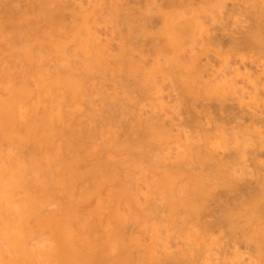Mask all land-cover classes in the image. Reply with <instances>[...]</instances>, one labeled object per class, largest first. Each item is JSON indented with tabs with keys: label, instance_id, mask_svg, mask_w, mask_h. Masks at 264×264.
<instances>
[{
	"label": "rangeland",
	"instance_id": "obj_1",
	"mask_svg": "<svg viewBox=\"0 0 264 264\" xmlns=\"http://www.w3.org/2000/svg\"><path fill=\"white\" fill-rule=\"evenodd\" d=\"M23 16L32 23H21ZM0 21H5L0 23V29L5 26L0 32L1 101L9 93H13L10 96L13 99L20 97L14 103L6 98L5 105L0 104L1 110L5 111L0 118V131L3 124L5 128L4 131L2 127L4 132L0 133V165L3 169L6 163L12 164L13 159L21 162L17 165L24 164L30 170L33 165L27 162H36L39 172H35L39 175L34 172L32 177L28 170L24 178L29 196L34 198L32 202L39 210L41 207L45 209L36 212L32 207L37 215L43 213L45 216L58 205L57 214L51 212L50 215L53 213L55 218L58 216V220H63L67 218L65 215L69 217L71 214L70 217L81 221H75L79 226L70 223L72 227L76 225L73 229L87 222L89 228L92 226L91 229L98 230L99 234L95 233L98 238L92 235L95 231L92 233L91 229L88 236L91 234L92 240L98 239L95 241L100 248L96 252L101 250L95 255L102 251L98 254L101 258L94 256L93 259L102 261L101 264H108L110 258L113 262L109 264L114 260L120 263L122 252L117 253L123 250H126L124 255L129 253V257L121 258L122 261L126 259L131 264H169L173 258L177 259L176 264H263L264 250L262 244L260 248L259 240H264V216L261 214L264 212V0H0ZM19 92L25 94L24 97ZM7 112L15 113L8 115ZM43 114L53 116L49 117L50 123L47 116L46 119L42 117ZM18 115H22L19 121ZM9 116H13L11 126L16 127L12 132L8 129L10 125H5L10 123ZM37 120L40 127L39 123L38 127H33L32 123ZM9 133L26 137L25 140L30 136L33 140L22 145V141L18 142L20 138L12 137L10 140L14 142L10 143L7 141ZM113 134L114 138L111 137ZM65 136L74 140L73 145L77 142V150L72 151V147L69 150L65 143L69 144L71 139ZM58 145L63 148L56 149ZM31 150H35L36 156ZM29 154L33 156L32 160ZM59 157L64 164L60 163ZM98 157L102 159L98 160ZM66 159L73 163L72 169L68 168L73 174L67 178L64 173L68 170H62ZM102 162L106 170H103ZM60 164L64 167L59 170ZM52 165L58 168L53 170ZM45 166L50 169V175ZM73 166L76 172L83 173L82 181L79 177L77 183L73 180V177L77 179ZM20 168L22 173L15 171L17 169L13 173L23 174L25 168ZM153 169L156 171L152 172ZM92 173L96 174L97 181L102 177L101 185L98 182L96 187L97 181L92 182ZM19 174L18 179H21ZM112 176H115V183L111 182ZM35 177L38 178L36 182L45 181V185L41 184L46 187L40 188V182H33ZM52 177L59 181L57 186L60 187L56 188L61 189L63 185L64 189L68 185V192L73 191L72 198L66 197L68 193L62 189L61 195L60 191L57 193L59 196L54 192L51 197L48 192L46 194V190H55L50 183ZM71 182L77 184L74 189ZM34 193L36 196L32 195ZM41 193L46 196L38 197ZM88 193L90 197L82 200V196ZM48 196V201H54V204L50 202L49 205L43 200ZM242 199L248 200L247 203ZM250 200L254 204L253 213ZM239 201L243 202L242 206L238 205ZM30 204L32 206L29 200L26 208L31 207ZM97 204L100 212L95 213ZM228 208L234 212L232 220L241 219L237 222L231 220L233 224L237 223L234 233L233 227L230 233L229 225H221L226 222L219 213H225ZM242 209H249L250 213ZM92 214L101 215L93 218ZM43 216L49 219L47 215ZM51 222L56 223V219ZM53 223L47 222L46 229ZM59 224L58 221L57 226ZM101 226L110 228L111 232L105 233V227ZM248 228L251 230L247 231ZM102 229L104 236L101 235ZM107 234L110 235L108 242L104 241ZM100 240L107 242L106 248L114 244V253L110 246V249L101 248ZM256 249L259 255L254 251ZM104 252L113 255L105 256ZM94 260L92 264H100Z\"/></svg>",
	"mask_w": 264,
	"mask_h": 264
},
{
	"label": "bare ground",
	"instance_id": "obj_2",
	"mask_svg": "<svg viewBox=\"0 0 264 264\" xmlns=\"http://www.w3.org/2000/svg\"><path fill=\"white\" fill-rule=\"evenodd\" d=\"M5 1V0H4ZM32 1V0H31ZM39 10V9H38ZM56 10V9H55ZM12 11V10H11ZM26 13V12H25ZM11 14V13H10ZM9 14V15H10ZM36 14H37V12H36ZM250 14H253V13H250ZM256 14V13H255ZM35 15V14H34ZM25 16V15H24ZM23 16V17H24ZM28 16V15H27ZM35 17V16H34ZM50 17V16H49ZM255 17H257V16H255L254 15V18ZM25 18V19H24ZM24 18H22L23 20L22 21H20L21 20V17H20V22L21 23H28V22H31V21H28V20H30V19H26V17H24ZM41 18V17H40ZM258 18V17H257ZM34 19V21H35V18H33ZM39 19V18H38ZM52 18H49V20H51ZM27 20V21H26ZM118 20V19H117ZM120 20V19H119ZM24 21V22H23ZM51 21H54V20H51ZM5 23V21H0V23ZM19 22V23H20ZM32 23V22H31ZM38 23V22H37ZM256 23V22H255ZM7 24V23H6ZM26 25H28V24H26ZM9 26V25H8ZM7 26V27H8ZM12 26V28H13V26L14 25H11ZM53 26H54V24H53ZM18 27V26H17ZM25 27V26H24ZM262 27H264V26H262ZM37 28V27H36ZM251 28V27H250ZM2 29H5V26H3V28ZM2 29H0V32L2 31ZM28 31H30V29L28 30ZM36 31V30H35ZM3 32H5V31H3ZM9 32H10V30H9ZM32 32V31H31ZM39 32V31H38ZM248 32V31H247ZM13 33V32H12ZM246 34V33H245ZM248 34V33H247ZM243 35V34H242ZM241 35V36H242ZM38 36V35H37ZM35 37V36H34ZM41 37V36H40ZM43 37V36H42ZM47 37V36H46ZM4 39V38H3ZM30 39V38H29ZM42 40V39H41ZM242 40V39H241ZM252 40H254V39H252ZM11 41V40H10ZM13 41V40H12ZM11 41V42H12ZM19 41V40H18ZM24 41H26V40H24ZM28 41V40H27ZM44 41V40H43ZM43 41H41V42H43ZM2 42H3V40H2ZM16 42V41H15ZM4 43H5V41H4ZM255 43V42H254ZM257 43V42H256ZM261 43V42H260ZM12 44V43H11ZM20 44V43H19ZM35 44V43H34ZM235 44V43H234ZM237 44V43H236ZM239 44V43H238ZM242 44V43H241ZM13 45V44H12ZM27 45V44H26ZM13 46H15V45H13ZM33 46V45H32ZM245 46H246V44H245ZM251 46V45H250ZM253 46V45H252ZM257 46V45H256ZM18 47H19V45H18ZM26 47V46H25ZM34 47H36V45L34 46ZM243 47V46H242ZM264 47V46H263ZM12 48V47H11ZM28 48V47H27ZM32 48V47H31ZM246 48V47H245ZM261 48V47H260ZM22 49V48H21ZM25 50V49H24ZM34 50H35V48H34ZM2 51V50H1ZM22 51V50H21ZM6 52V51H5ZM26 52V51H25ZM27 54L29 53L28 51L26 52ZM26 54V55H27ZM2 56V55H1ZM7 57H8V55H7ZM42 57V56H41ZM2 60V59H1ZM26 62V61H25ZM8 64V63H7ZM27 64V63H26ZM19 65V64H18ZM2 67V66H1ZM37 68H38V66H37ZM11 70V69H10ZM62 70V69H61ZM15 71V70H14ZM22 71V70H21ZM11 72H12V70H11ZM6 74H7V72H6ZM61 74V73H60ZM64 74V73H63ZM9 75V74H8ZM15 75V74H14ZM51 75H53V73L51 74ZM56 75V74H55ZM26 76V75H25ZM37 76H38V74H37ZM54 77V76H53ZM23 78H24V76H23ZM42 78V77H41ZM43 79V78H42ZM51 80V79H50ZM53 80V79H52ZM56 80V79H55ZM67 80H69L68 78H67ZM129 80V79H128ZM21 81V80H20ZM23 81V80H22ZM34 81V80H33ZM43 81V80H42ZM26 82V81H25ZM57 82H59V80L57 81ZM35 83V82H34ZM39 82H37V84H38ZM18 84H20V83H18ZM36 84V85H37ZM54 84V83H53ZM29 85V84H28ZM44 85H45V83H44ZM48 85H49V83H48ZM62 85V84H61ZM135 85V84H134ZM25 86H27V85H25ZM57 86H58V84H57ZM60 86V85H59ZM138 86V85H137ZM12 87V86H11ZM17 87V86H16ZM55 87V86H54ZM45 87H43V89H44ZM17 89H19V87L17 88ZM23 89V88H22ZM65 89V88H64ZM21 90V89H20ZM1 93H2V91H1ZM65 93V92H64ZM3 94V93H2ZM10 94V93H9ZM8 94V96L7 97H5L2 101H1V97H0V104L1 103H6L7 101H10L9 99H12L13 100V102L12 103H14V100H16L17 98L18 99H20V97H17L16 99L14 98H11L10 96L13 94H11V95H9ZM19 94H21L20 96H22V94L23 93H21V92H19ZM49 94V93H48ZM135 94H136V92H135ZM5 95V94H4ZM15 95H17V93H15ZM24 95L25 94H23V96L22 97H24ZM64 95V94H63ZM27 96H29V95H27ZM45 96V95H44ZM10 97V98H9ZM8 100H7V99ZM22 99V98H21ZM48 99V98H47ZM7 100V101H6ZM53 100V99H52ZM55 100V99H54ZM23 101V100H22ZM61 101V100H60ZM127 101V100H126ZM56 102V101H55ZM119 102V101H118ZM2 104V105H5V104ZM11 103V104H12ZM39 103V102H38ZM47 103V102H46ZM126 103V102H125ZM130 103V102H129ZM22 104V103H21ZM52 104V103H51ZM1 105V106H2ZM45 105H47V104H45ZM56 105V104H55ZM114 105V104H113ZM123 105V104H122ZM126 105H128V104H126ZM21 106V105H20ZM40 106V105H39ZM44 106V105H43ZM2 107H4V106H2ZM49 107V106H48ZM48 107H46V108H48ZM71 107V106H70ZM69 107V108H70ZM108 108V107H107ZM2 108H0V113H1V116H0V118L2 117V114L5 112L4 110L2 111L1 110ZM4 109V108H3ZM13 109V108H12ZM45 109V108H44ZM109 109V108H108ZM119 109V108H118ZM13 110H15V109H13ZM38 111V110H37ZM40 111V110H39ZM45 111V110H44ZM74 111V110H73ZM121 111V110H120ZM124 111V110H123ZM122 111V112H123ZM130 111V110H129ZM132 111V110H131ZM11 112H12V110H11ZM11 112H7V114L9 115V113H10V115L12 114L13 115V113H15V112H13V113H11ZM70 112V111H69ZM22 113V112H21ZM39 113V112H38ZM48 113V112H47ZM61 113V112H60ZM120 112L118 111L117 112V114H119ZM126 114H127V111L125 112ZM129 113V112H128ZM131 113V112H130ZM5 114V113H4ZM4 114H3V116H4ZM74 114V113H73ZM124 114V113H123ZM122 114V115H123ZM126 114H124V115H126ZM56 115V114H55ZM69 115V114H68ZM7 115H5V117H6ZM19 116V117H18ZM17 116V118H18V121H19V119L21 118V116L20 115H18ZM48 117V114L47 115H45L44 116V114L42 115V117L43 118H45V117ZM120 116H121V113H120ZM130 116V115H129ZM133 116V115H132ZM13 116H11V118H12ZM16 117V116H15ZM25 117V116H24ZM29 117V116H28ZM41 117V116H40ZM41 117V118H42ZM49 117L50 118H52L50 115H49ZM49 117L46 119V120H48L49 119ZM68 117H71L70 115L68 116ZM67 117V118H68ZM118 117V116H117ZM123 116H121V118H122ZM4 118V117H3ZM6 118H8V117H6ZM11 118H10V116H9V120H10V123L9 124H6L5 123V125L7 126V125H10L11 126V124H13L12 123V121H11ZM26 118V117H25ZM25 118H23V119H25ZM74 118V117H73ZM5 119V118H4ZM124 119H125V117H124ZM126 119H127V117H126ZM128 119H129V117H128ZM6 120V119H5ZM29 120V119H28ZM64 120V119H63ZM66 120V119H65ZM4 121V120H3ZM16 121H17V119H16ZM25 121H26V119H25ZM51 121H52V119H51ZM127 120H125V122H126ZM129 121V120H128ZM21 122V121H20ZM64 122V121H63ZM81 122V121H80ZM137 122V121H136ZM2 124H3V122H1ZM22 123V122H21ZM39 123V124H38ZM49 123H50V119H49ZM52 123V122H51ZM79 123V122H78ZM121 123H123V121L121 122ZM33 124V127H35L34 125H36L37 127H38V125H39V127H40V122L37 120V121H35V124L34 123H32ZM38 124V125H37ZM73 124V123H72ZM82 124V123H81ZM23 125V124H22ZM55 125V124H54ZM78 125V124H77ZM130 125V124H129ZM135 125V124H134ZM139 125V124H138ZM10 126H9V128L8 127H6V129L8 128V129H11V132H12V130L13 129H16V127L14 128L13 127V125L11 126V128H10ZM66 126V125H65ZM82 125H80V127H81ZM91 126V125H90ZM128 126V125H127ZM133 126V125H132ZM2 127H3V130L5 129L4 128V124H3V126H1V131H0V133L2 132H4L3 130H2ZM13 127V128H12ZM87 127V126H86ZM74 128V127H73ZM76 128H78V127H76ZM123 128H125V126L123 125ZM129 129H131V128H129ZM25 130L26 131H28V128H27V126H25ZM46 130V133H48L47 132V129H45ZM132 130V129H131ZM16 131V130H15ZM25 131V132H26ZM29 131H31V130H29ZM21 132V131H20ZM24 132V131H23ZM86 132H87V130H86ZM113 132V131H112ZM8 133V132H7ZM40 133L43 135L44 133H43V131H40ZM88 133V132H87ZM111 133V132H110ZM114 133V132H113ZM123 133V132H122ZM142 133V132H141ZM140 133V134H141ZM6 134V133H5ZM9 134H11L10 136H8L9 138V140L7 139V137L5 138V139H7V141H9L10 143H12V142H14L13 140H12V142H11V138L13 137V138H20L19 140H18V142H21L22 141V145L24 144L25 145V143L26 142H28L30 139H32V137L30 138V136L27 138V140H25V138L26 137H23V138H21L19 135H16V136H13V134L14 133H9ZM15 134H17V133H15ZM64 134H66L65 132H64ZM81 134H82V132H81ZM112 134V133H111ZM156 134V133H155ZM44 135H48V134H44ZM137 135V134H136ZM143 135V134H142ZM152 135V134H151ZM157 135V134H156ZM2 136H5V135H2ZM7 136V135H6ZM49 136V135H48ZM61 136H64V135H61ZM72 136V135H71ZM75 135H73L72 137H73V139H75L76 138V136L74 137ZM114 136V134L111 136L112 138H114L113 137ZM147 136V135H146ZM58 137V136H57ZM67 137H70V136H67ZM66 136H65V138H67ZM84 137V136H83ZM157 137V136H156ZM44 138L46 139L47 138V136L45 137L44 136ZM135 138V137H134ZM138 137H136V139H137ZM4 139V140H5ZM70 142H72V145L70 146L69 144H70V142H69V144H68V142H66L65 144H67L68 145V147H69V150H70V148H71V150L72 151H75V150H73L75 147H77L76 145H78V144H75V143H77L76 141L74 142V145H73V141L74 140H72V138L70 137ZM146 139V138H145ZM148 139V138H147ZM15 140H17V139H15ZM24 140V141H23ZM33 140V139H32ZM31 140V141H32ZM59 140V139H58ZM154 140H156V139H154ZM31 141L29 142V143H31ZM62 141V140H61ZM66 141V140H65ZM124 141V140H123ZM134 141V140H133ZM5 142V141H4ZM17 142V141H16ZM83 142V141H82ZM50 142L48 141V144H49ZM62 143V142H61ZM28 143H26V145H27ZM47 144V143H46ZM48 144L47 145H45V146H48ZM80 144H81V142H80ZM79 144V145H80ZM11 145V144H10ZM31 145H32V143H31ZM30 145V147H32ZM39 145V144H38ZM44 145V144H43ZM67 145H65V148H66V146ZM44 146V147H45ZM59 147L58 148H56V149H59L60 150V147H62V146H60V145H58ZM80 146H82V145H80ZM27 147V146H26ZM33 147H34V145H33ZM40 147V145L38 146V148ZM131 147V146H130ZM49 148V147H48ZM55 148V147H54ZM53 148V149H54ZM63 148V147H62ZM64 148V149H65ZM32 149H34V148H32ZM41 149H42V146H41ZM55 149V150H56ZM76 150H77V148H75ZM81 149V148H80ZM83 149V148H82ZM100 149V148H99ZM106 149V148H105ZM116 149V148H115ZM237 149H238V146H237ZM27 150H29V149H27ZM39 150H40V148H39ZM55 150H54V152H55ZM58 150V151H59ZM68 151V148L67 149H65V151ZM96 150V149H95ZM128 150V149H127ZM145 150V149H144ZM12 151V150H11ZM34 151L35 150H31V152H33V154H34ZM42 151V150H41ZM112 151V150H111ZM119 151V150H118ZM135 151V150H134ZM235 151H236V149H235ZM1 152H2V150H1ZM31 152H29L30 154H32ZM87 152V151H86ZM109 152V151H108ZM142 152H143V150H142ZM242 152V151H241ZM240 152V153H241ZM68 153L69 154H72L71 152H69L68 151ZM76 154V152H73V154ZM132 153V152H131ZM236 153V152H235ZM12 154H14V153H12ZM25 154V153H24ZM27 154V153H26ZM29 154V155H30ZM32 154V155H33ZM41 154V153H40ZM57 154V153H56ZM65 154H66V152H65ZM75 154H74V156L73 157H76L75 156ZM113 154V153H112ZM1 155V154H0ZM29 155H27V156H29ZM77 155H78V153H77ZM99 155H100V151H99ZM102 155V154H101ZM104 155V154H103ZM105 155H106V153H105ZM234 155V154H233ZM14 156H17L18 157V155H15L14 154ZM34 156H36L35 154H34ZM57 156V155H56ZM60 156V155H59ZM80 156H81V154H80ZM6 157V156H5ZM5 157H3V158H5ZM19 157H21V155H19ZM22 157H23V154H22ZM24 157L26 158V159H28L27 157H26V155H24ZM51 157V156H50ZM49 157V158H50ZM100 157H102V156H100ZM106 157H108V155L106 156ZM127 157V156H126ZM129 157V156H128ZM33 159V156L31 157V155H30V159ZM35 158V157H34ZM52 158V157H51ZM60 158V163H62V164H64L63 162V160H61V157H59ZM20 159V158H19ZM31 159V160H32ZM46 159V158H45ZM48 159V158H47ZM46 159V163H48L49 162V164H50V161H48ZM100 159H102V158H100ZM99 159V157H98V160H100ZM117 158H115V160H116ZM5 160V159H4ZM51 160V159H50ZM94 160H95V158H94ZM113 160H114V158H113ZM201 160V158L199 159V161ZM221 160V159H220ZM230 160V159H229ZM2 161V160H1ZM12 164H10V165H7V163H6V166L4 165V167H3V169H2V167H1V165H0V264H92L93 262H91L92 260H94L93 258H94V256H96L95 255V253H97L99 250H101V249H99L97 252H96V249H98V248H100L99 246H98V244H97V242L95 241V240H98L97 238L99 237V236H97V234H99V232H98V230H96L95 231V229H91V227L89 228L88 226H90V225H88L87 226V222H86V224H85V222H84V224H83V221H82V224H83V226H81V227H79V228H74L73 229V227H76V225L77 226H79L78 224H76L75 223V221L76 222H81V221H78V219H76L75 217L73 218V217H70V215H69V217H68V215L66 216L65 215V217H67V218H65L64 217V214H63V218H65V219H63L62 220V218L60 219V220H62V223H63V226H62V223H61V221L60 220H58L59 218H57L58 216H56V218L54 217V215H53V213L55 212L56 214H57V211H56V209H57V207H58V205H55L54 207H56L55 209L53 208V210L52 211H47V213H46V211H42V212H45L46 213V217L48 218L49 217V219H44V218H42V216H43V213L41 214V213H38V215L41 217H38V215H37V213L36 212H38V211H40L41 209H43L44 207H39L40 208V210L37 208V205L35 204V203H33L32 201H33V196H29L30 195V191H28L29 190V188H28V186L26 185L27 183L25 182V178H24V176L25 175H27V173H28V170L29 169H27L28 167L26 166V165H24V167H22L23 165H21V166H19V164L17 165V162H20V161H17V162H14V160L12 159ZM16 161V160H15ZM22 161V160H21ZM48 161V162H47ZM67 161H69V160H65V167L64 166H62V164H60L61 166H56L59 170H60V167H64L62 170H63V172L66 170H68L66 173H64L66 176V178L70 175H72V174H70L69 173V169H72L71 168V166H72V164L73 163H71V162H67ZM84 161V160H83ZM117 161V160H116ZM194 161V160H193ZM52 162V161H51ZM66 162L68 163V164H66ZM89 162H90V159H89ZM155 162H156V160H155ZM21 163V162H20ZM28 163V165H29V163L31 164V165H33L32 167H31V169L29 170V173H30V175H32V177H34L33 176V174H34V172L37 170V172H39V167L37 168L36 167V162L34 161V163H31L30 162V160H29V162H27ZM81 163H82V160H81ZM93 163H94V161H93ZM151 163V162H150ZM216 163V162H215ZM14 164V165H13ZM69 164H71V165H69ZM76 165H77V163H75ZM96 164V163H95ZM95 164H94V166H95ZM120 164V163H119ZM154 164V163H153ZM13 167H16V168H13ZM67 165H68V167H67ZM101 165V164H100ZM102 165H104V167H102L103 168V170H106V168H105V163H103L102 162ZM101 165V166H102ZM117 165V164H116ZM7 166H9V167H7ZM91 166V165H90ZM97 166V165H96ZM101 166H98V168H99V171H101ZM121 166H122V164H121ZM150 166V165H149ZM19 167H21L20 169H24L23 171H24V173L23 174H19V173H22V171L20 172L19 171ZM46 167V166H45ZM52 167H53V165H52ZM56 167H53V170H54V168L56 169ZM106 167H107V165H106ZM129 167H130V165H129ZM132 167V166H131ZM157 167V166H156ZM13 168V169H12ZM41 168V167H40ZM47 169H48V167H46ZM69 168V169H68ZM75 167L73 166V169H74ZM82 168V167H81ZM101 168V169H100ZM105 168V169H104ZM125 168H127V167H125ZM15 169H17V170H15ZM33 169V170H32ZM112 169V168H111ZM116 169V168H115ZM151 169V168H150ZM19 171V178L21 177V179H18V174L16 173V172H14L13 173V171ZM25 170H27V172H26V174H25ZM52 170V169H51ZM53 170H52V172H53ZM61 170V171H62ZM119 170V169H118ZM213 170V169H212ZM48 171V174L50 175L51 173H49L50 172V169H48L47 170ZM58 171V170H57ZM61 171H59V172H61ZM116 171L117 170H115L114 172L116 173ZM123 171V170H122ZM154 171H156V170H154L153 169V171L152 172H154ZM37 172H35L36 173V175L38 174ZM74 172H76L75 171V169H74ZM79 171H77L76 172V175L74 174V176H77V179H74V177H73V180H75V182L77 183L78 182V177H79V181H82V179H83V173H78ZM103 172V171H102ZM102 172H100L101 174H102ZM118 172V171H117ZM127 172V171H126ZM159 172H160V170H159ZM158 172V173H159ZM227 172V171H226ZM240 172H241V170H240ZM243 172V171H242ZM151 173V172H150ZM157 173V174H158ZM202 173H203V171H202ZM217 173V172H216ZM17 174V175H16ZM62 174V173H61ZM77 174H79V176L77 175ZM93 174V177H92V182H95V180L97 181L98 180V178H97V176H94V175H96L95 173H92ZM92 174H90V175H88V176H90L91 177V175ZM238 174H239V172H238ZM16 175V176H15ZM20 175H23V176H20ZM29 175V174H28ZM29 175V176H30ZM39 175V174H38ZM63 175V174H62ZM113 175H117V174H114L113 173ZM159 175V174H158ZM236 175V174H235ZM234 175V176H235ZM241 175V174H240ZM257 175H258V173H257ZM28 176V177H29ZM53 176V175H52ZM69 176V177H70ZM82 178H81V177ZM87 176V175H86ZM101 176V175H100ZM100 176H98V177H100ZM170 176V175H169ZM219 176V175H218ZM231 176H233L232 174H231ZM238 176V175H237ZM259 176V175H258ZM26 177V176H25ZM27 177V178H28ZM53 177H55V176H53ZM53 177H52V179H50V183H52V186H57V184H58V182L59 181H55V179L53 180ZM115 177V176H114ZM114 177L112 176V178H113V180H111V182H114ZM159 177V176H158ZM224 177V176H223ZM222 177V178H223ZM240 177V176H239ZM242 177V176H241ZM22 178L24 179V180H22ZM37 177H35V180L33 179V182H36L37 181V179H36ZM44 178V177H43ZM72 178V177H71ZM80 178H81V180H80ZM94 178V179H93ZM117 178V177H116ZM217 178V177H216ZM232 178H234V177H232ZM90 179V178H89ZM173 179H174V177H173ZM176 179V178H175ZM237 179V178H236ZM251 179V178H250ZM31 180H32V178H31ZM103 181V179H102V177H101V179H100V181H97L96 183H97V185H96V187L98 186V182H99V184L101 183L102 184V181ZM150 180V179H149ZM168 180V179H167ZM254 180V179H253ZM257 180V179H256ZM55 181V182H54ZM105 181H106V179H105ZM156 181H157V179H156ZM160 181H161V179H160ZM172 181V180H171ZM181 181V180H180ZM32 182V181H31ZM32 182V184H34ZM40 182V185H38V187L40 186V188L41 187H46V186H43V184L45 185V181H44V183L41 181V180H38V182H36V183H39ZM41 182L43 183V184H41ZM155 182V181H154ZM231 182V181H230ZM234 182V181H233ZM56 183V184H55ZM76 183H70L71 184V186H72V184H74L73 185V189H74V187H75V184ZM115 183V182H114ZM131 183V182H130ZM153 183V182H152ZM163 183V182H162ZM232 183V182H231ZM237 183V182H236ZM255 183V182H254ZM55 184V185H54ZM100 184V185H101ZM113 184V183H112ZM119 184V183H118ZM124 184V183H123ZM128 184V183H127ZM150 184V183H149ZM257 184H258V182H257ZM36 185V184H35ZM36 185V186H37ZM77 185V184H76ZM79 185V184H78ZM109 185H111V184H109ZM220 185V184H219ZM224 185V184H223ZM259 185H260V183H259ZM263 185V184H262ZM262 185H261V187H262ZM51 186V187H52ZM88 186H90L89 184H88ZM164 186H165V184H164ZM250 186V185H249ZM256 186H258V185H256ZM57 187H60V186H57ZM62 187H63V185H62ZM62 187H61V189H62ZM83 187H84V185H83ZM101 187H103V186H101ZM116 187V186H115ZM120 187V186H119ZM174 187V186H173ZM192 187V186H191ZM225 187V186H224ZM224 187H222V188H224ZM248 187V186H247ZM260 187V186H259ZM68 185L66 186L65 185V188L64 189H62L64 192H65V190H66V193H68V195H66V197H71V196H73V191H71V193H69L68 191ZM195 188H197V185L195 186ZM43 189H45V188H43ZM55 190L57 189H59V188H54ZM61 189H59L58 190V192H57V190H56V192H55V190H53V191H50L49 192V190L47 191L46 190V194H47V192H48V194L47 195H51L52 196V193L53 194H57V193H59V191H60V193H59V195H61ZM78 189V188H77ZM76 189V190H77ZM99 189V188H98ZM98 189H97V191H98ZM112 189H113V187H112ZM170 189V188H169ZM249 189V188H248ZM263 189H264V187H263ZM52 190V189H51ZM153 190V189H152ZM156 190H158V189H156ZM242 190H244V189H242ZM247 190V189H246ZM21 191V192H20ZM42 191H44V190H42ZM91 191V190H90ZM104 191V190H103ZM124 191V190H123ZM170 191V190H169ZM187 191V190H186ZM52 192V193H51ZM74 192H75V190H74ZM126 192V191H125ZM132 192V191H131ZM130 192V193H131ZM165 192H166V190H165ZM263 192V191H262ZM261 192V193H262ZM19 193H21V195L19 196ZM38 192H36V194H37ZM40 193V192H39ZM43 193H45V192H43ZM51 193V194H50ZM63 193V192H62ZM65 193V194H66ZM90 193V192H89ZM88 193V194H89ZM91 193H93V191H91ZM106 193H107V191H106ZM105 193V194H106ZM115 193V192H114ZM232 193V192H231ZM264 193V192H263ZM88 194H84V196H82V200L84 199L85 200V198H89L90 197V194L88 195ZM195 194V193H194ZM32 195H35V193L34 194H32ZM42 195V193L40 194V195H38V197L39 196H41ZM58 194H57V196H59ZM71 195V196H70ZM75 195V194H74ZM81 195V194H80ZM95 195V194H94ZM132 195V194H131ZM173 195V194H172ZM251 195V194H250ZM28 196V197H27ZM36 196V195H35ZM34 196V197H35ZM43 196V195H42ZM44 196H46V195H44ZM43 196V197H44ZM49 196L48 197H46L45 199H43V197H42V199L43 200H47L46 201V203H50V202H52V204H54L55 202L54 201H48V199L47 198H49ZM50 196V197H51ZM56 196V197H57ZM87 196V197H86ZM106 196H108L107 194H106ZM125 196V195H124ZM262 195H260L259 197H261ZM92 197H93V195H92ZM96 197V196H95ZM115 197V196H114ZM119 197H120V195H119ZM131 197V196H130ZM183 197V196H182ZM237 197V196H236ZM236 197L234 198V199H236ZM72 198V197H71ZM232 198V197H231ZM32 199V200H31ZM50 199H53V198H50ZM78 199V198H77ZM95 199H97V198H95ZM99 199V198H98ZM110 199V198H109ZM120 199V198H119ZM129 199V198H128ZM201 199V198H200ZM238 199V198H237ZM260 199V198H259ZM258 198H257V200H259ZM262 199H264V197L262 198ZM29 200H30V203H32V206H31V204L29 205V206H31V207H28V208H26L27 206H28V204H29ZM58 200V199H57ZM56 200V201H57ZM59 200H60V198H59ZM80 200L81 199H79V202H80ZM88 200V199H87ZM131 200V199H130ZM129 200V201H130ZM233 200V199H232ZM239 200H240V198H239ZM243 200V199H242ZM86 201V200H85ZM121 201V200H120ZM128 201V202H129ZM248 201V200H247ZM247 201L245 202V200H243V202L244 203H247ZM253 201V200H252ZM254 201H255V199H254ZM59 202V201H58ZM88 202V201H87ZM106 202H107V200H106ZM108 202H109V200H108ZM116 202V201H115ZM127 202V201H126ZM243 202H241L240 203V201H239V203H238V205L240 204L241 206L243 205L242 203ZM250 202V204L249 205H253V206H250V208L251 209H253L254 208V204H253V202H251V200L249 201ZM262 202H263V200H262ZM97 203V202H96ZM113 203V202H112ZM111 203V204H112ZM130 203V202H129ZM128 203V204H129ZM19 204H20V207H19ZM36 206H35V205ZM48 204H47V206H48ZM52 204H51V206H52ZM77 204H78V201H77ZM89 204V203H88ZM106 205H108L107 203H105ZM111 204H109V206L111 205ZM187 204V203H186ZM264 203H262V205H263ZM50 205V204H49ZM119 205V204H118ZM125 205V204H124ZM247 205V204H246ZM51 206H50V209H51ZM63 206V205H62ZM84 206H85V204H84ZM100 206V205H99ZM99 206H98V204H97V207H95L94 206V208H97V209H94V210H96V211H94L95 213H97V211H98V208H99ZM102 206V205H101ZM130 206V205H129ZM193 206H194V204H193ZM32 207H33V210L34 211H36V212H34L33 210H32ZM49 207V206H48ZM64 207V206H63ZM63 207H61L60 208V206H59V208L60 209H63ZM88 207V206H87ZM103 208H104V206H102ZM240 207V206H239ZM253 207V208H252ZM261 207V206H260ZM65 208V207H64ZM107 209H108V207H106ZM244 208H246V207H244ZM249 208V207H248ZM31 210V212H30V210ZM49 209V210H50ZM87 209V208H86ZM92 209V208H91ZM199 209V208H198ZM226 209V208H225ZM225 209H223V211L225 210ZM238 209V208H237ZM237 209H236V211H237ZM257 209V208H256ZM259 209V208H258ZM264 209V208H263ZM43 210H45V209H43ZM104 210H106V209H104ZM112 210V209H111ZM229 208L227 209V211L224 213H222V211H221V213H219L220 214V216L222 215V220L224 219V217H225V224H221V225H224V226H228L229 225V231H230V233L232 232V227L234 228V225H236V224H233L232 222L233 221H235V222H237L238 220H241V219H238V218H236V219H233L232 220V213L234 214V212H232L231 210V213H230V215H229ZM244 212L245 211H247L248 210V212H249V209H242ZM242 210H240V211H242ZM103 211V210H102ZM117 211V210H116ZM252 211V213H253V211H254V209L253 210H251ZM259 212H260V209L258 210ZM262 211V210H261ZM51 212H53L52 213V215H50V213ZM93 212V211H92ZM92 212H90V214L92 213ZM98 212H100V211H98ZM114 212V211H113ZM239 212V211H238ZM247 212V213H248ZM61 213V212H60ZM67 213H70V212H67ZM106 213V212H105ZM107 213L109 214V212L107 211ZM120 213V212H119ZM250 213V212H249ZM256 213V211L254 212V214ZM258 213V212H257ZM264 213V212H263ZM263 213H261L262 214V216H264V214ZM87 214V213H86ZM94 214V213H93ZM92 214V215H93ZM112 214V216L114 215L113 213H111ZM254 214H249L248 216H252V215H254ZM261 214L260 213H258V215H259V217L261 218L262 216H261ZM42 215V216H41ZM58 215L60 216V214H59V212H58ZM99 215H101V214H99ZM97 216V214H95V215H93V218L95 217V216H97V217H100V216ZM106 215V214H105ZM116 215H117V213H116ZM196 215V214H195ZM236 215H239V214H236ZM244 215L246 216V214L244 213ZM244 215L242 216V218L244 217ZM45 216H43V217H45ZM119 216H121V214L119 215ZM228 218H227V217ZM240 216V215H239ZM51 217V218H50ZM54 217V218H53ZM87 217H89V216H87ZM106 217H107V215H106ZM109 217H111L110 215H109ZM53 218V219H52ZM85 218V217H84ZM90 218V217H89ZM103 218H104V216H103ZM122 218V217H121ZM231 218V219H230ZM246 218V217H245ZM255 218V217H254ZM256 218H258V217H256ZM260 218H259V220H260ZM264 218V217H263ZM55 219H56V223L54 222H51V220L52 221H55ZM68 219V220H67ZM74 220V221H69V220ZM82 219V218H81ZM110 219V218H109ZM221 218L219 217V220H220ZM228 219V220H227ZM244 219V218H243ZM249 218H247V220H248ZM66 220L69 222V224L70 223H72V224H76V225H74L73 227H72V224H68V223H66ZM108 220V219H107ZM126 220V219H125ZM212 220V219H211ZM222 220H220V221H222ZM231 220H232V222H231ZM237 220V221H236ZM252 220H253V218H252ZM252 220H249V221H252ZM43 221H46L45 222V225H41V223L43 222ZM58 221L60 222V224H61V226H60V224H59V226H57L58 225ZM63 221H65V222H63ZM219 221V222H220ZM242 221H245V220H242ZM47 222H49V224L51 223H53L54 225H52V226H50V227H48L47 229H46V227L45 226H47L46 225V223ZM108 222V221H107ZM113 222V221H112ZM206 223H208L207 222V220L205 221ZM212 222H213V220H212ZM218 222V221H217ZM231 222V223H230ZM234 222V223H235ZM254 222H255V220H254ZM64 223H65V225H64ZM114 223V222H113ZM120 223V222H119ZM222 223H223V221H222ZM229 223V224H228ZM56 224V225H55ZM102 224V223H101ZM108 224V223H107ZM245 224V223H244ZM85 225V226H84ZM105 225H106V223H105ZM116 225H118L117 223H116ZM120 225H121V223H120ZM242 225V224H241ZM241 225H239V226H241ZM264 225V224H263ZM44 226V227H43ZM95 226H100L99 224L97 225H95ZM109 226V225H108ZM220 226V225H219ZM237 226V225H236ZM238 226V227H239ZM254 226V225H253ZM257 226L259 227L258 229H259V231H260V224L258 225V222H257ZM94 227V226H93ZM105 227V230L106 231H104L105 233H107V231H108V234H109V231H110V228L109 229H106V226H104ZM103 226H101V228H104ZM112 227V226H111ZM209 227H210V225H209ZM237 227V228H238ZM247 227H248V225H247ZM249 227H252V224L250 225L249 224ZM263 227V226H262ZM86 228H87V230H86ZM101 228H99V230H101ZM117 228V227H116ZM86 231H85V230ZM90 229H91V232L93 233L94 231V234H92V235H95L97 238L95 239V237H94V239L95 240H92L91 239V234H90V236H88L89 235V232H90ZM98 229V228H97ZM113 229H114V227H113ZM121 229V228H120ZM131 229V228H130ZM239 229V228H238ZM255 229H256V227H255ZM252 230L253 231V233L255 234V231L256 230ZM93 230V231H92ZM112 230V229H111ZM122 230H124V228L122 229ZM127 230V229H126ZM133 230V229H132ZM234 231H233V233L234 232H236L237 231V229H236V227L233 229ZM236 230V231H235ZM248 230H251V228L249 229H247V231ZM242 231V230H241ZM264 231V230H263ZM262 231V232H263ZM97 232V234H95ZM102 232V233H101ZM100 233H101V235H105V233H103V229H102V231H101ZM111 232V231H110ZM128 232V231H127ZM115 233V232H114ZM124 233V232H123ZM130 233V232H129ZM132 233V232H131ZM240 233V232H239ZM260 233V232H259ZM108 234H107V238L105 239V237H104V241H107L108 242V240H109V237H110V235H109V237H108ZM262 234V233H261ZM112 235H114V234H112ZM137 235V234H136ZM237 235H239V234H237ZM262 235H264V233L262 234ZM115 236V235H114ZM116 236H118V235H116ZM240 236H241V234H240ZM246 236V235H245ZM250 236V235H249ZM252 236H253V234H252ZM251 236V237H252ZM234 237V236H233ZM254 237H255V235H254ZM256 237H257V234H256ZM113 238V237H112ZM101 239V238H100ZM108 239V240H107ZM117 239H118V237H117ZM131 239V238H130ZM139 239V238H138ZM243 239V238H242ZM245 239H246V237H245ZM249 239V238H248ZM252 239V238H251ZM257 239H259V238H257ZM256 239V241H257V243H258V240ZM115 240H116V237H115ZM255 239L253 238V241H254ZM263 240V239H262ZM261 240V238H260V240H259V246H260V248L262 247V249L264 250V244L261 242L262 241ZM101 242V244H99L100 246H101V248L102 247H104L105 249H108L109 248V246L110 247H112V252L114 253V244L113 245H109L107 248H106V246H107V242H103L102 243V240H100ZM123 240H121V242H122ZM154 241V240H153ZM264 241V240H263ZM135 242V241H134ZM251 242V241H250ZM249 242V243H250ZM96 243V245L98 246H94V244ZM114 243L115 244H117L118 242H115L114 241ZM133 243V242H132ZM136 243V242H135ZM157 243V242H156ZM248 243V242H247ZM252 243V242H251ZM256 243V242H255ZM105 244H106V246H105ZM110 244V243H109ZM126 244V243H125ZM142 244H143V242H142ZM158 244H160V246H161V243H158ZM253 244V243H252ZM261 244H262V246H261ZM157 245V244H156ZM244 245H246V244H244ZM254 245V244H253ZM128 246V245H127ZM144 246V245H143ZM145 246L147 247V245L145 244ZM144 246V248H146ZM249 246H251V245H249ZM95 247H97V248H95ZM129 247V246H128ZM255 247L256 246H254V249H255ZM136 248V247H135ZM110 249V248H109ZM123 249V248H122ZM153 249V248H152ZM155 249H156V246H155ZM257 249H258V246H257ZM257 249L256 250H254L255 252H257ZM261 249V250H262ZM104 250V249H103ZM128 250V249H127ZM160 250V249H159ZM165 250V249H164ZM174 250V249H173ZM105 251V250H104ZM107 251V250H106ZM110 251V250H109ZM108 251V252H109ZM124 251H126V250H123V251H118V255H120L119 254V252H122V254H121V256H119L120 257V263L122 262L123 264H126V263H128V264H131L130 262H127L126 261V259L125 260H123L122 261V259L123 258H125V256H127V257H129V253H128V255H124ZM136 251H137V249H136ZM154 251V250H153ZM169 251H170V249H169ZM259 251H260V249H259ZM107 252V253H108ZM164 252V251H163ZM167 252V251H166ZM173 252V251H172ZM176 252V251H175ZM261 252V251H260ZM100 254L102 253V251L101 252H99ZM98 253V254H99ZM105 253V252H104ZM107 253H105L104 255L105 256H109V254H107ZM113 253H112V255H113ZM135 253V252H134ZM146 253V252H145ZM162 253V252H161ZM258 253V252H257ZM262 253V252H261ZM264 253V252H263ZM97 254V258H101V257H98V256H100V255H98ZM127 254V253H126ZM142 254V253H141ZM112 255H110L109 257H112ZM258 255H259V253H258ZM261 255V254H260ZM264 255V254H263ZM123 256V257H122ZM164 256H165V253H164ZM109 257H108V259H109ZM126 257V258H127ZM140 257V256H139ZM143 257V256H142ZM172 257H174V256H172ZM251 257V256H250ZM107 258V257H106ZM122 258V259H121ZM134 258V257H133ZM144 258V257H143ZM245 258V257H244ZM102 259H104V258H102ZM107 259V260H108ZM114 259H115V257H114ZM113 259V260H114ZM241 259H242V257H241ZM252 259V258H251ZM97 260V259H96ZM96 260H94L95 262H99L100 263V261H96ZM99 260H101V259H99ZM107 260L105 261V262H107ZM138 260V259H137ZM147 260V259H146ZM150 260V259H149ZM175 260H177L176 258L174 259L173 258V261L171 262L172 264L173 263H175L176 264V261ZM243 260V259H242ZM109 261V263H111L110 261H112V258H110V260H108ZM126 261V262H125ZM135 261H136V259H135ZM154 261V260H153ZM153 261H152V263H153ZM175 261V262H174ZM180 261V260H179ZM178 261V262H179ZM243 261H245V260H243ZM113 262V261H112ZM117 262H118V264H120L119 263V261L117 260ZM117 262H116V260H114V263L113 264H117ZM159 262V261H158ZM167 262H168V260H167ZM177 262V263H178ZM101 263H102V261H101ZM100 263V264H101ZM108 263V264H109ZM134 263V262H133ZM155 263V262H154ZM171 263H169V264H171ZM194 263V262H193ZM95 264V263H94ZM105 264V263H104ZM150 264V263H149ZM157 264V263H156ZM192 264V263H191ZM247 264V263H246ZM263 264H264V262H263Z\"/></svg>",
	"mask_w": 264,
	"mask_h": 264
}]
</instances>
